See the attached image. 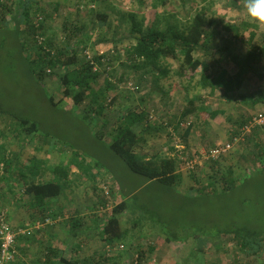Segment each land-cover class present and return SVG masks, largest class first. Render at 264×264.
Masks as SVG:
<instances>
[{"label": "rangeland", "instance_id": "obj_1", "mask_svg": "<svg viewBox=\"0 0 264 264\" xmlns=\"http://www.w3.org/2000/svg\"><path fill=\"white\" fill-rule=\"evenodd\" d=\"M17 1L0 0V3H6L13 12ZM165 1L164 4L163 0H34L31 4L38 11L36 19L41 18L39 22L43 24L45 38L42 43L46 40L49 49L72 44L79 59L89 60V56L96 63L95 58L102 57V64L95 66L101 71L100 77L92 84V89L102 94L99 100L105 109L100 115L96 114L95 106L88 111L84 105L72 106L69 99L61 100L56 107L43 100L42 89L55 100L62 96L56 76L60 70H53L54 75L46 76L41 84L35 83L26 70L14 29L10 26L0 28V148L8 159V172L3 170L6 165L0 167V177L7 184V189H0V213H4L7 220V214L15 212V205H21L23 200L28 202L29 197L22 189L31 182L59 184V198L64 202L68 198L76 199L79 207L84 204L88 216H92L93 211H100V218H106L109 206L126 200L134 209H140V204L144 205L152 196L167 213L176 216L174 225L179 226L182 243L161 241L162 233L167 234L174 228L160 222L157 225L161 230H153L155 225L144 218L142 209L137 213L131 208L120 216L121 226L126 231L122 250L131 253L130 258L115 264H264V251L256 262L247 263L245 255L227 238L214 235L220 228L242 225L264 231V167H259L264 166V127L255 128L243 142L234 145L230 154L214 163L198 165L203 171L197 173L186 166L193 150L190 154L188 150L180 153L183 150L178 146L183 142L182 129H176V120L169 123V118H175L182 105L192 111L188 102L193 99L198 111L187 115L182 122L186 124L190 119H197V134L205 138L202 144L209 142L199 151H207L231 140L232 131L241 128L251 116L264 114V102L253 104L251 100L259 89H264V54L257 51V48L264 50V25L247 17L245 0ZM131 12L137 15L144 31L153 26L162 29L168 21L183 30L196 13H201L206 21L229 25L227 30L211 32L210 35L215 36H209L207 40L217 64L211 68V73L217 74L224 69L227 73L225 85L231 80L228 74L238 70L229 55H234L235 59L252 57L251 62L260 63L253 66L254 70L242 69L239 86L230 93L223 92L224 87L223 91L216 88L213 93L210 89L203 90L190 74L178 77L174 73L178 61L172 59L164 62L169 65V77L154 83V76L142 68L132 69L125 59L126 49L138 36L129 33L126 15ZM36 19L33 22H37ZM74 26L85 27L81 42H78L81 35ZM250 32L255 33L253 40H250ZM217 45H226L228 49L223 60L215 51ZM118 53L120 56L116 59ZM200 57L204 58V55L200 53ZM144 91L146 97L142 101L139 96ZM139 103L148 113L149 126L138 134L140 142L134 152L147 158L165 156L176 160L182 180L174 187L175 197L167 192L151 194L150 188L143 186V179L131 173L109 149V129L114 119L129 110H139ZM86 109L90 116L87 121L83 119ZM212 111L222 113L212 118ZM22 119H28L30 123L22 125L19 122ZM228 169L233 172L236 182L229 183L221 199H217L216 193H221L219 177ZM63 171H67L68 176L70 171L76 173L71 178H64ZM86 193L89 200L81 203ZM133 194L134 199L131 198ZM5 196L11 198L8 207L1 202ZM7 222L12 227L9 220ZM201 228L205 229L204 233L200 238L195 237L201 233ZM199 241L207 242L200 253L193 251ZM148 246H155V252L149 253ZM140 252L144 256L139 257Z\"/></svg>", "mask_w": 264, "mask_h": 264}, {"label": "trees", "instance_id": "obj_2", "mask_svg": "<svg viewBox=\"0 0 264 264\" xmlns=\"http://www.w3.org/2000/svg\"><path fill=\"white\" fill-rule=\"evenodd\" d=\"M11 1L12 0H7L8 3ZM163 2L164 4L166 3L165 0H163ZM31 4H34V0H18L15 11L12 12L6 3H0V28L10 26L14 29V36L20 48L21 57L26 64V70L33 77L35 83H38V85L41 84L46 76L54 75V72H52L53 70H60V73H56V76H58L59 84L62 88V96L55 100L53 95H47L44 89H42V99L48 102L52 107H56L63 99H69V102L74 107L84 105L87 107L88 111H90L89 109H91L92 106H95L97 108L96 114L100 115L105 109L99 100L102 94L100 91H94L92 89V84L100 77L101 71L94 69V66H96V63L98 65L102 64L100 61L102 57L95 58L97 60L96 63L87 59H79V55L75 50V45L73 47L72 44H68L60 49H49L46 40L42 43V40L45 38L43 24L36 19L38 17V11L33 9ZM126 17L130 24L129 33L137 34L138 36L136 37V41L130 44L126 49L125 59L129 62L137 63V68L145 69L147 74L154 76V83H156L157 80L169 77L171 71L169 65H164V62H168L167 60L172 59L178 61L177 70L174 71L178 77L181 78L190 74V77L197 80L203 90L210 89V92L213 93L216 88L223 91L222 87H224L225 91L223 92L230 93L234 87L239 86L243 70H254L253 66L258 64L256 62H251L253 61L251 59H254L252 57L235 59L234 55H229V57L234 59L238 70L231 75L228 74V78L231 80L225 85L224 78L227 73L224 69L217 74L211 73V68L216 64V58L212 56V48L207 40L209 36H215L213 34L210 35L211 32L227 30L229 25L225 26L206 21L201 13H196L192 17L189 26L183 30L180 29L178 24L168 21L162 29H157L153 26L144 31L135 13H128ZM34 19H36L38 23L36 21L33 22ZM74 29L77 34L81 35L78 38V42H81L80 38H83V34H85V27L74 26ZM249 36L250 40H253L255 33L250 32ZM76 38L77 37L74 39ZM29 43H31V45H29ZM33 48L35 49L33 50ZM253 50L255 49L253 48ZM215 51L222 57V60L223 57L228 54L226 45L222 47L217 45ZM257 51L264 54V50L261 48H257ZM200 53L202 56L204 55V58L200 57ZM119 56L120 54L118 53L116 59H118ZM47 70L50 71L48 72ZM106 85L110 86V83L106 81ZM251 100L253 104L263 103L264 89H259L258 93L252 96ZM194 103L195 101L193 99L188 102V104L195 108ZM87 109L85 110L86 114L83 115V119L86 121L90 119ZM184 109L180 119L192 113L189 108L185 107ZM1 111L0 109V112ZM221 113L220 111H212L210 116L215 118ZM148 118V113L142 109L129 110L117 116L109 129V134H111L109 149L126 164L131 173L143 179V186H145V188H150L151 194L167 192L175 197L177 194L174 191V187L182 180V175L176 169V160L165 156H156L146 160L143 156L134 152V147L140 142L138 134L141 131L147 130L149 126ZM173 120H176V118ZM19 122L22 125L30 123L28 119H22ZM103 125L106 126L107 123L103 121ZM30 127L34 130L33 123H31ZM98 129H101V124H98ZM240 129L241 128H236L233 130L230 139L233 140L234 137L240 135ZM190 133L191 128L187 127L184 131V137L187 138ZM100 135H102V130L100 131ZM7 160L8 159L5 158L0 148V167L6 165L5 169H3L4 173L8 172ZM259 167L264 166L259 165ZM194 171L200 173L203 170L201 166H197L194 168ZM62 174L64 178L68 177L67 171H63ZM219 178L221 193H216L217 199H221L223 190L229 187V183L233 185L236 182L231 169H228V171L223 173ZM199 179L195 181L198 182ZM2 181L3 179L0 177V183ZM24 186V195L31 197L32 204L42 211H45L44 207L48 201L58 198L61 194V186L51 181L44 183L31 182L26 183ZM164 187L167 189H164ZM133 195H131V198L134 199L135 194ZM157 200L158 199H153L151 196L146 200L144 205L140 204V209H142V213L145 216L144 218H147L148 221L155 225L156 228L153 230H161L159 225H157L160 222H166L169 225L168 227L171 229L174 228L173 230H169L167 234L161 232L164 236L161 241L164 239L165 241L175 240L180 242L179 226L174 225L176 223V216L167 213ZM132 206L133 205L126 200L114 205L111 209L110 217L104 223L102 234L104 235L105 243L108 247L116 249L114 251L119 250L118 246H120L126 235V231L121 226L120 216L133 208ZM140 209L137 207V209L134 210L139 213ZM134 210H131V212ZM192 213L193 212H191L190 215ZM204 230V228H201V233L194 236H202ZM214 235H220L224 239L227 238L240 253L245 255L247 263H249V261L256 262L264 251V231L247 225L237 226L232 229L220 228ZM199 243L200 244L193 249V251L198 253L202 251L203 245L207 242L199 241ZM147 249L149 253H153L156 250L155 246H148ZM142 256H144V253L140 252L139 257ZM109 260L110 258L104 257V264L109 262ZM64 262L66 264H75L67 261ZM214 264L239 263L217 262Z\"/></svg>", "mask_w": 264, "mask_h": 264}, {"label": "crops", "instance_id": "obj_3", "mask_svg": "<svg viewBox=\"0 0 264 264\" xmlns=\"http://www.w3.org/2000/svg\"><path fill=\"white\" fill-rule=\"evenodd\" d=\"M130 63L132 69L137 68V63ZM257 63L259 64L260 61H257ZM145 93L146 91L139 96L142 101L146 97ZM138 109L144 111L140 103ZM184 110L182 105L175 116V127L182 129L180 134L183 135V142L178 146H181L183 150H180V153L184 154L185 150H188L190 154L191 150H200L209 145V142L202 144V139L205 138L202 134L201 136L197 134V119H190L186 124L182 122L180 116ZM197 111V109L192 108L193 113ZM173 119L174 116L169 118V123ZM187 127L191 128V133L187 137L188 141L185 142L184 140L187 138L184 137V131ZM143 158L147 160L149 157L143 156ZM75 173L70 171L71 175L68 178H71L72 174ZM2 184H4L3 181L0 183V189L3 191L7 189V184ZM82 188L83 185L80 189L82 190ZM23 189L22 193H24ZM59 197L48 201L44 207L45 211L36 208L32 204L31 197H29L28 202L23 200L21 205H15L14 214H7V221L9 220L12 228L20 229L21 232L24 231V234H19L16 237L14 245L16 258L10 264H66L64 261L75 264H104V257L110 258L109 262L115 264L116 261L130 258L131 253H128L125 249L112 251L109 254L106 252L108 245L105 243L102 232L104 223L111 215L113 206L106 209L108 213L106 218H100L98 215L100 211H93L90 214L92 216H88L89 213L87 214L84 204L79 207L76 199L73 201L68 198L64 202ZM10 199L9 196H5L1 199V202H4L8 207ZM88 200L89 197L86 193L85 197L81 199V203ZM46 242L48 245H46ZM121 244L125 247L123 242Z\"/></svg>", "mask_w": 264, "mask_h": 264}, {"label": "built area", "instance_id": "obj_4", "mask_svg": "<svg viewBox=\"0 0 264 264\" xmlns=\"http://www.w3.org/2000/svg\"><path fill=\"white\" fill-rule=\"evenodd\" d=\"M93 8V5H91ZM41 18L38 19V22ZM42 40V39H40ZM88 59H92L88 56ZM95 69V66H94ZM264 126V114L258 113L250 117L240 129V135L234 137L233 140H229L224 143H220L210 148L207 151L194 150L191 153L189 160L186 162L187 169L194 170L195 167L203 162H214L224 157L232 151L235 144L244 140L255 128ZM19 234H24L21 230L15 231L7 222L5 214L0 213V264H10L14 261L16 251L14 249V243L16 237ZM119 250L123 249V245L118 246ZM116 249L106 247V252L109 254Z\"/></svg>", "mask_w": 264, "mask_h": 264}, {"label": "clouds", "instance_id": "obj_5", "mask_svg": "<svg viewBox=\"0 0 264 264\" xmlns=\"http://www.w3.org/2000/svg\"><path fill=\"white\" fill-rule=\"evenodd\" d=\"M245 10L251 21L264 25V0H245Z\"/></svg>", "mask_w": 264, "mask_h": 264}]
</instances>
